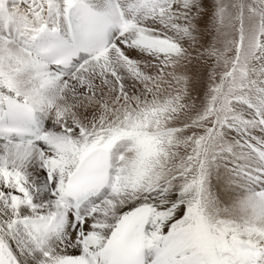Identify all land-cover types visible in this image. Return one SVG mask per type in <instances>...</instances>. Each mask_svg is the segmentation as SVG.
<instances>
[{
	"label": "snow or ice",
	"instance_id": "1",
	"mask_svg": "<svg viewBox=\"0 0 264 264\" xmlns=\"http://www.w3.org/2000/svg\"><path fill=\"white\" fill-rule=\"evenodd\" d=\"M0 264H264V0H0Z\"/></svg>",
	"mask_w": 264,
	"mask_h": 264
}]
</instances>
